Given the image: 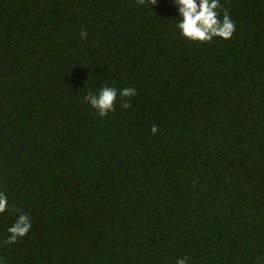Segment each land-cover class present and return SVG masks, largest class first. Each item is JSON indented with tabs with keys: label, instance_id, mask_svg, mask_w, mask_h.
<instances>
[{
	"label": "trees",
	"instance_id": "trees-1",
	"mask_svg": "<svg viewBox=\"0 0 264 264\" xmlns=\"http://www.w3.org/2000/svg\"><path fill=\"white\" fill-rule=\"evenodd\" d=\"M220 2L201 44L172 0H0L3 264H264V0Z\"/></svg>",
	"mask_w": 264,
	"mask_h": 264
},
{
	"label": "clouds",
	"instance_id": "clouds-1",
	"mask_svg": "<svg viewBox=\"0 0 264 264\" xmlns=\"http://www.w3.org/2000/svg\"><path fill=\"white\" fill-rule=\"evenodd\" d=\"M157 0H136L138 6H153ZM176 6L179 18L176 28L186 40L193 43H211L214 38L231 40L236 31V24L231 19L229 12L224 9L221 18L220 9L223 8L220 0H172ZM81 39H87V32L80 31ZM137 95L133 87L117 89L116 87L102 85L96 93L89 92L85 101L95 110V114L100 117H106L110 112L116 110L117 100L121 98L122 107H130L128 102L131 97ZM122 98H128L127 100ZM153 135L158 131V126L153 125L151 129ZM16 211L15 206L12 207ZM9 211V200L5 192H0V215ZM32 228V222L29 215L20 211L14 222L7 228L8 236L3 241L5 245H12L19 239L28 235ZM0 264H3L0 261ZM176 264H188L186 258H179Z\"/></svg>",
	"mask_w": 264,
	"mask_h": 264
}]
</instances>
